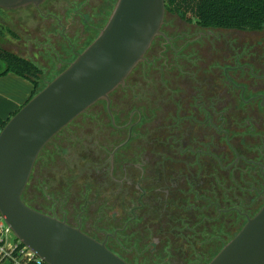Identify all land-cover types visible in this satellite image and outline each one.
<instances>
[{
    "label": "flooded vegetation",
    "instance_id": "af4514ba",
    "mask_svg": "<svg viewBox=\"0 0 264 264\" xmlns=\"http://www.w3.org/2000/svg\"><path fill=\"white\" fill-rule=\"evenodd\" d=\"M116 1L0 9V49L58 71ZM214 30L165 11L123 83L39 152L22 202L126 264H207L264 205V57L229 53L264 43Z\"/></svg>",
    "mask_w": 264,
    "mask_h": 264
},
{
    "label": "water",
    "instance_id": "95a60500",
    "mask_svg": "<svg viewBox=\"0 0 264 264\" xmlns=\"http://www.w3.org/2000/svg\"><path fill=\"white\" fill-rule=\"evenodd\" d=\"M44 0H0V9ZM163 0H117L97 37L0 129V217L44 264H126L77 229L26 206L21 196L42 148L121 85L159 34ZM207 264H264V205Z\"/></svg>",
    "mask_w": 264,
    "mask_h": 264
},
{
    "label": "trees",
    "instance_id": "16d2710c",
    "mask_svg": "<svg viewBox=\"0 0 264 264\" xmlns=\"http://www.w3.org/2000/svg\"><path fill=\"white\" fill-rule=\"evenodd\" d=\"M163 4L166 12L204 28L256 32L264 27V0H163ZM6 73L29 80L33 90L27 101L34 96L40 71L31 62L0 49V77ZM7 120L0 119V129Z\"/></svg>",
    "mask_w": 264,
    "mask_h": 264
},
{
    "label": "rangeland",
    "instance_id": "374dc122",
    "mask_svg": "<svg viewBox=\"0 0 264 264\" xmlns=\"http://www.w3.org/2000/svg\"><path fill=\"white\" fill-rule=\"evenodd\" d=\"M0 17L2 18V16H0ZM165 19H166V17H165ZM168 21L171 22V21H173V19H168ZM209 29H212V28H209ZM215 32L222 33L223 37H221V38L228 40L230 42L231 46L232 45L234 46V44H238L241 41L253 42V43H264V27L259 32L236 31V30H221V29H217ZM6 37H8V36L6 35ZM83 47H81L79 50H81ZM234 48L235 49H234L233 52H229V53H233L231 55V57H230V60L234 59L235 58V54H238V53L239 54L240 53L241 54L244 53V54H242L244 60L253 59V58H251V56L254 57L256 55L264 57V53L263 52H258V51H254V50L252 51V49L246 50L247 49L246 47H244L242 49L241 45H236V46H234ZM60 49H62V46H60ZM61 51H64L63 52L64 56H68V57H66V58L63 57V62L60 64V67H59L58 71L55 70L57 62L53 59V57H52V59L49 57L50 58L49 60L37 61V65L40 68L43 69V75L39 77V80H38V82L36 84V89H35V92H34L33 95H35L47 83H49L55 76H57L62 70H64L68 66V64L71 63V61L73 60V57L69 55L70 51L67 50V48H65V50L62 49ZM61 51L60 50L58 51V53L60 55H61ZM213 252H214V250H213ZM215 252H217V251H215ZM212 255H215V253H213Z\"/></svg>",
    "mask_w": 264,
    "mask_h": 264
},
{
    "label": "crops",
    "instance_id": "0c3cea01",
    "mask_svg": "<svg viewBox=\"0 0 264 264\" xmlns=\"http://www.w3.org/2000/svg\"><path fill=\"white\" fill-rule=\"evenodd\" d=\"M33 90L32 83L13 73L0 77V119L7 120L27 101Z\"/></svg>",
    "mask_w": 264,
    "mask_h": 264
},
{
    "label": "built area",
    "instance_id": "2783aa9c",
    "mask_svg": "<svg viewBox=\"0 0 264 264\" xmlns=\"http://www.w3.org/2000/svg\"><path fill=\"white\" fill-rule=\"evenodd\" d=\"M0 264H44L18 241L0 217Z\"/></svg>",
    "mask_w": 264,
    "mask_h": 264
}]
</instances>
